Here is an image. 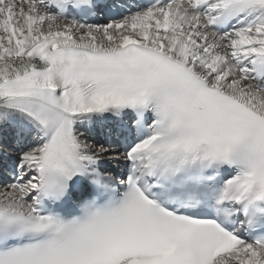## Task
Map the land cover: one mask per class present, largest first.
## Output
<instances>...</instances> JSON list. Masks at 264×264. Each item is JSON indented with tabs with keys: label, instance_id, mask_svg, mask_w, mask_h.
I'll use <instances>...</instances> for the list:
<instances>
[{
	"label": "snow or ice",
	"instance_id": "obj_1",
	"mask_svg": "<svg viewBox=\"0 0 264 264\" xmlns=\"http://www.w3.org/2000/svg\"><path fill=\"white\" fill-rule=\"evenodd\" d=\"M0 264H264V0H0Z\"/></svg>",
	"mask_w": 264,
	"mask_h": 264
}]
</instances>
